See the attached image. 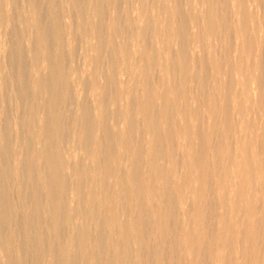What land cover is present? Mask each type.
<instances>
[{
    "label": "bare ground",
    "instance_id": "1",
    "mask_svg": "<svg viewBox=\"0 0 264 264\" xmlns=\"http://www.w3.org/2000/svg\"><path fill=\"white\" fill-rule=\"evenodd\" d=\"M0 264H264V0H0Z\"/></svg>",
    "mask_w": 264,
    "mask_h": 264
}]
</instances>
